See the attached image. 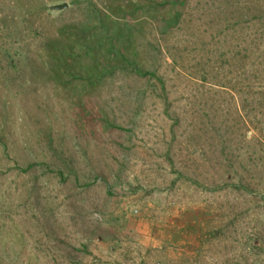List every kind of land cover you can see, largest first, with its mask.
Returning <instances> with one entry per match:
<instances>
[{"label":"rangeland","instance_id":"obj_1","mask_svg":"<svg viewBox=\"0 0 264 264\" xmlns=\"http://www.w3.org/2000/svg\"><path fill=\"white\" fill-rule=\"evenodd\" d=\"M0 264H264V0H0Z\"/></svg>","mask_w":264,"mask_h":264},{"label":"trees","instance_id":"obj_2","mask_svg":"<svg viewBox=\"0 0 264 264\" xmlns=\"http://www.w3.org/2000/svg\"><path fill=\"white\" fill-rule=\"evenodd\" d=\"M131 69L138 74H148L153 75V71L149 69H145L143 67L135 66V64L131 65ZM158 81L160 82L161 87L163 88V80L161 77L157 76Z\"/></svg>","mask_w":264,"mask_h":264},{"label":"water","instance_id":"obj_3","mask_svg":"<svg viewBox=\"0 0 264 264\" xmlns=\"http://www.w3.org/2000/svg\"><path fill=\"white\" fill-rule=\"evenodd\" d=\"M66 5V3L63 1V2H60V3H52V4H49L48 7L49 8H62Z\"/></svg>","mask_w":264,"mask_h":264}]
</instances>
